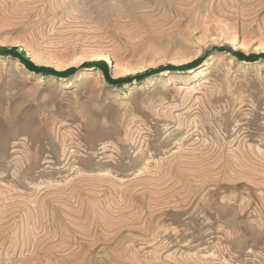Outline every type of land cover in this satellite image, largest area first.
I'll return each instance as SVG.
<instances>
[{
	"label": "rangeland",
	"instance_id": "obj_1",
	"mask_svg": "<svg viewBox=\"0 0 264 264\" xmlns=\"http://www.w3.org/2000/svg\"><path fill=\"white\" fill-rule=\"evenodd\" d=\"M262 55L264 0H0V264H264Z\"/></svg>",
	"mask_w": 264,
	"mask_h": 264
},
{
	"label": "trees",
	"instance_id": "obj_2",
	"mask_svg": "<svg viewBox=\"0 0 264 264\" xmlns=\"http://www.w3.org/2000/svg\"><path fill=\"white\" fill-rule=\"evenodd\" d=\"M2 51H4L5 53H7V54H11V53H16V50L15 49H2ZM214 51H216V52H219V53H222V52H224L225 50L224 49H222V48H217V49H215ZM235 57H238V58H240L241 60H243V61H253V60H255V59H257V57H245V56H243V55H235ZM261 57H263L264 58V55H262ZM21 62L25 65V66H27L29 69H31V70H33V71H37V72H44V73H51V74H53L54 76H56V77H61L60 75H68V74H70V73H73L74 72V69H70V70H68L65 74H58V73H56V72H52V71H49V70H47V69H45V68H39V67H34V66H32L28 61H26V60H21ZM94 65H100L98 62H96ZM193 66V64L192 65H189V66H185L186 68H189V67H192ZM171 68V67H170ZM184 68V67H183ZM163 68H159L158 69V71H160V70H162ZM172 69V68H171ZM155 71H152V72H145V73H143V74H140V75H138V76H136V78L135 79H140V78H145V77H147V76H150L152 73H154ZM105 77H106V80L108 81V82H110V83H116V84H118V83H126V82H129V80H132L133 78H121V79H119V80H116V81H114V80H111L108 76H106L105 75Z\"/></svg>",
	"mask_w": 264,
	"mask_h": 264
},
{
	"label": "bare ground",
	"instance_id": "obj_3",
	"mask_svg": "<svg viewBox=\"0 0 264 264\" xmlns=\"http://www.w3.org/2000/svg\"><path fill=\"white\" fill-rule=\"evenodd\" d=\"M184 88H185V87H184ZM184 88H183V89H184Z\"/></svg>",
	"mask_w": 264,
	"mask_h": 264
}]
</instances>
